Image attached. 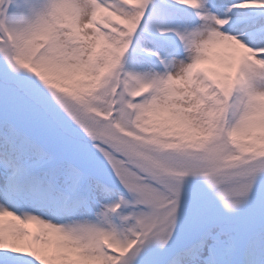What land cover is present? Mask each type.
Wrapping results in <instances>:
<instances>
[{
  "label": "snow or ice",
  "instance_id": "obj_1",
  "mask_svg": "<svg viewBox=\"0 0 264 264\" xmlns=\"http://www.w3.org/2000/svg\"><path fill=\"white\" fill-rule=\"evenodd\" d=\"M0 264H264V0H0Z\"/></svg>",
  "mask_w": 264,
  "mask_h": 264
}]
</instances>
